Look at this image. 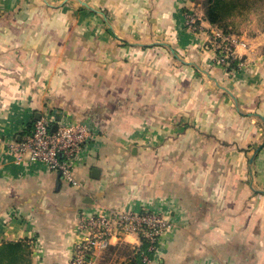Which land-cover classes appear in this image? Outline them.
<instances>
[{"label":"crops","instance_id":"1","mask_svg":"<svg viewBox=\"0 0 264 264\" xmlns=\"http://www.w3.org/2000/svg\"><path fill=\"white\" fill-rule=\"evenodd\" d=\"M243 14L226 32L201 0H0V264H68L80 216L115 210L168 219L150 264H264V8ZM39 113L94 129L81 186L12 150Z\"/></svg>","mask_w":264,"mask_h":264},{"label":"built area","instance_id":"2","mask_svg":"<svg viewBox=\"0 0 264 264\" xmlns=\"http://www.w3.org/2000/svg\"><path fill=\"white\" fill-rule=\"evenodd\" d=\"M187 17L189 26L196 28L195 15L188 14ZM225 38L219 49L221 63L231 67L240 60L239 64H242L232 41ZM55 125L58 126L56 129ZM94 132L87 122L57 120L52 113H46L35 121L30 132L13 142L11 147L18 160L42 162L50 170L59 172L68 182L81 186L75 169L82 163L83 147ZM168 226L166 216L157 211L115 210L109 214H82L78 227L83 238L74 245L68 264H94L98 252L107 249L114 237L120 240L130 233L140 236L141 244L137 249L142 254L143 264H150L152 257L148 252L157 250L159 236ZM143 240L147 242V252L141 250Z\"/></svg>","mask_w":264,"mask_h":264},{"label":"trees","instance_id":"3","mask_svg":"<svg viewBox=\"0 0 264 264\" xmlns=\"http://www.w3.org/2000/svg\"><path fill=\"white\" fill-rule=\"evenodd\" d=\"M202 6L204 8L205 15L207 19L219 26L221 29L227 32V27L230 23V20L239 14L244 13L249 10L253 5H256L258 0H201ZM236 65V62L233 64ZM32 122L27 130L30 132L34 126ZM141 250H147V242L143 240ZM151 257L154 256L153 252H148ZM127 264H143L142 254L139 252L135 254L131 261Z\"/></svg>","mask_w":264,"mask_h":264},{"label":"rangeland","instance_id":"4","mask_svg":"<svg viewBox=\"0 0 264 264\" xmlns=\"http://www.w3.org/2000/svg\"><path fill=\"white\" fill-rule=\"evenodd\" d=\"M263 8H264V0H258V2H256V5H253L249 10L244 12L245 15L244 14L241 15V18H236V20L241 21V22L243 20H247L248 17L250 16V15H247L248 12L252 13V12L261 11ZM235 17H238V16H235ZM133 252H132V254H133ZM144 252H147V250H145ZM114 253H112V254L109 253L107 256H105V258L102 259L103 263L104 264H117L120 261L121 256H120V254H117V255L114 256L113 255Z\"/></svg>","mask_w":264,"mask_h":264},{"label":"water","instance_id":"5","mask_svg":"<svg viewBox=\"0 0 264 264\" xmlns=\"http://www.w3.org/2000/svg\"><path fill=\"white\" fill-rule=\"evenodd\" d=\"M38 117L40 118V113L38 114ZM39 118H38V119H39ZM57 127H58V126L55 125V126H54V129H56ZM96 170L98 171L99 169H96ZM96 170L94 171L95 174H96Z\"/></svg>","mask_w":264,"mask_h":264}]
</instances>
